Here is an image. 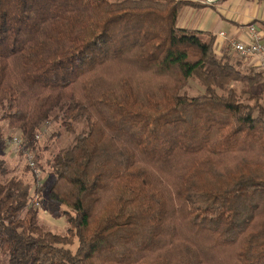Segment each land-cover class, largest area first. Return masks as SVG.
<instances>
[{"label":"trees","instance_id":"obj_1","mask_svg":"<svg viewBox=\"0 0 264 264\" xmlns=\"http://www.w3.org/2000/svg\"><path fill=\"white\" fill-rule=\"evenodd\" d=\"M189 5L0 0V121L31 150L50 121L76 134L48 160L64 234L0 155L8 264H264V74L180 26Z\"/></svg>","mask_w":264,"mask_h":264},{"label":"rangeland","instance_id":"obj_2","mask_svg":"<svg viewBox=\"0 0 264 264\" xmlns=\"http://www.w3.org/2000/svg\"><path fill=\"white\" fill-rule=\"evenodd\" d=\"M227 54L234 63L240 60V58L236 55ZM240 68L243 71L252 69L248 66L244 68L241 64ZM235 87L240 89L241 86L240 84L235 83ZM203 90L204 88L200 85L197 79L189 78L182 92H186L187 94L193 96L201 93ZM0 126L2 127V132L6 138L3 150L0 149V155L7 159L13 175L24 177V179L30 182L32 181L34 184V178L31 169L29 168L26 155L20 150H14L9 145V139L18 131L10 126L7 121H0ZM83 126V123H77L76 133L81 131ZM38 134V147L36 150L31 151H33L36 155V161L41 168L40 179L43 182V185L39 189L41 190L38 215L39 223L51 231L53 230L56 233L64 234L69 228V223L67 217L65 216V212L69 210V208L66 205L55 202L49 198L48 190H50L49 187L51 186L54 178L51 176V168L48 160H50L55 153L68 148L73 143L76 134L68 130L61 120L50 121V123L42 128ZM77 244L78 241L76 240L75 244L72 245L71 248L76 250ZM0 264H8L7 258L2 252L0 253Z\"/></svg>","mask_w":264,"mask_h":264},{"label":"crops","instance_id":"obj_3","mask_svg":"<svg viewBox=\"0 0 264 264\" xmlns=\"http://www.w3.org/2000/svg\"><path fill=\"white\" fill-rule=\"evenodd\" d=\"M202 6H187L180 13L182 27L203 32L204 38L213 35L218 54L229 53L240 58L245 67L259 68L254 58H242L233 48L238 40L250 39L248 25L254 24L264 40V0H192Z\"/></svg>","mask_w":264,"mask_h":264},{"label":"built area","instance_id":"obj_4","mask_svg":"<svg viewBox=\"0 0 264 264\" xmlns=\"http://www.w3.org/2000/svg\"><path fill=\"white\" fill-rule=\"evenodd\" d=\"M250 39L248 40H238L233 43V48L235 51L245 59L254 58L258 61L259 68L264 74V40L262 39L261 32L254 24L248 25ZM39 134H36L38 139ZM9 145L14 150H20L26 155L29 168L31 169L34 185H33V197L32 203L40 206V188L43 182L40 179L41 168L36 161V155L31 149L25 147V141L22 138L20 132L15 133L9 139Z\"/></svg>","mask_w":264,"mask_h":264}]
</instances>
